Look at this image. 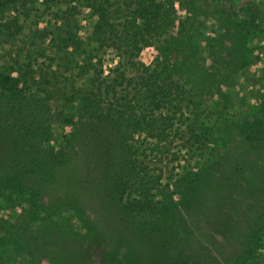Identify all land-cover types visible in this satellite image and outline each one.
I'll use <instances>...</instances> for the list:
<instances>
[{
	"label": "trees",
	"instance_id": "obj_1",
	"mask_svg": "<svg viewBox=\"0 0 264 264\" xmlns=\"http://www.w3.org/2000/svg\"><path fill=\"white\" fill-rule=\"evenodd\" d=\"M236 1L0 0V264H38L62 239L85 264L100 235L75 188L95 179L132 236L187 229L180 202L211 182L218 145L264 143L240 117L246 96L264 104V0ZM203 49L217 74L200 86ZM106 56L118 63L107 72ZM230 150L224 180L259 206L230 264H264V177L244 188Z\"/></svg>",
	"mask_w": 264,
	"mask_h": 264
},
{
	"label": "rangeland",
	"instance_id": "obj_2",
	"mask_svg": "<svg viewBox=\"0 0 264 264\" xmlns=\"http://www.w3.org/2000/svg\"><path fill=\"white\" fill-rule=\"evenodd\" d=\"M226 6H238V1L227 0ZM85 22L80 21V37L85 34ZM242 44L241 40H236ZM264 45V44H263ZM239 67L244 63L241 56L236 54L234 48L231 50ZM254 53H257L255 51ZM157 55L153 47L146 48L141 53V61L148 64ZM224 58L227 59L225 54ZM260 59V54H254L253 60ZM198 66H192L190 70L198 71L203 76L200 86L206 82L211 84L213 75L210 70L211 59L201 51L197 60ZM231 62V61H230ZM254 63V62H253ZM197 64V63H196ZM104 71L114 69L118 63L112 56H106L104 61ZM263 64L257 63L251 68H244L251 77L256 69L261 70ZM229 71V63L227 65ZM234 67V71H235ZM264 70V68H263ZM237 71L233 77L232 84L238 82ZM216 84V80H213ZM215 88H213L214 91ZM254 90H251V92ZM246 96L240 110V117L253 120L255 123L248 128L250 138L264 135V104L260 108L259 101ZM215 99V98H214ZM243 157L244 178L242 184L248 187L256 184L257 177H264V143L258 147H250L249 141L241 143L237 140L228 142V146L219 144L216 151L211 156V161L218 164L213 167L211 182L208 185L199 184L196 186L195 196L191 199L189 209H184L186 203H181L182 218L187 224V229L178 234L176 238L166 235H156L148 237H134L129 230L119 221L112 204L101 195V186L98 180H93L86 187L87 193L81 194V186L78 184L75 192L80 194L86 216L95 224L98 229L100 239L93 248H90L86 255L85 264H230L235 253L243 247L247 241V236L251 229L252 220L256 209L259 206L251 203L250 199L242 196L237 189L231 190L230 183L224 178L230 176L232 170L226 152ZM228 158V159H227ZM209 160V161H210ZM207 163L202 175L211 176V161ZM74 170L69 172L73 173ZM66 174V170H62ZM68 172V173H69ZM242 186V187H243ZM73 184L65 187H52L57 190L53 197H61L65 190H70ZM235 188V187H234ZM66 241V242H65ZM54 252H50L49 258L42 259L38 264H76L73 254L68 257L67 239H62ZM69 252V251H68Z\"/></svg>",
	"mask_w": 264,
	"mask_h": 264
}]
</instances>
